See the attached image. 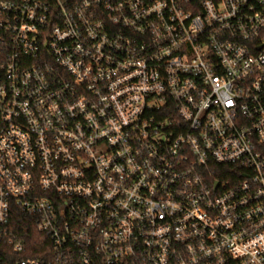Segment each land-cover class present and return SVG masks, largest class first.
<instances>
[{
	"label": "built area",
	"instance_id": "1",
	"mask_svg": "<svg viewBox=\"0 0 264 264\" xmlns=\"http://www.w3.org/2000/svg\"><path fill=\"white\" fill-rule=\"evenodd\" d=\"M0 264H264V0H0Z\"/></svg>",
	"mask_w": 264,
	"mask_h": 264
},
{
	"label": "trees",
	"instance_id": "2",
	"mask_svg": "<svg viewBox=\"0 0 264 264\" xmlns=\"http://www.w3.org/2000/svg\"><path fill=\"white\" fill-rule=\"evenodd\" d=\"M13 227L18 240H22V242L27 245L29 250L33 252L41 249L42 245H45L48 242L47 238L37 232L36 228L33 226L29 218L21 214H16V216L14 217Z\"/></svg>",
	"mask_w": 264,
	"mask_h": 264
}]
</instances>
